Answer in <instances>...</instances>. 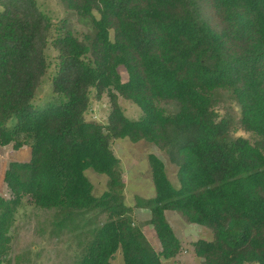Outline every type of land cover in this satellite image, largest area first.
<instances>
[{"label":"trees","instance_id":"16d2710c","mask_svg":"<svg viewBox=\"0 0 264 264\" xmlns=\"http://www.w3.org/2000/svg\"><path fill=\"white\" fill-rule=\"evenodd\" d=\"M61 2L85 29L54 21L37 0H0V155L11 144L32 153L4 170L0 264L27 204L52 212L53 235H70L73 264H115L118 251L124 264L176 258L168 210L213 232L193 243L202 264H264V0ZM50 49L56 69L43 99ZM105 95L107 122L87 120ZM116 139L156 145L180 186L150 153L155 195L128 204ZM88 169L107 176L100 195ZM140 209L159 250L135 221Z\"/></svg>","mask_w":264,"mask_h":264},{"label":"rangeland","instance_id":"374dc122","mask_svg":"<svg viewBox=\"0 0 264 264\" xmlns=\"http://www.w3.org/2000/svg\"><path fill=\"white\" fill-rule=\"evenodd\" d=\"M39 6L54 21H60L68 18V22L76 30L85 29V26L77 21L75 16H69V11L63 6L61 0H37ZM57 52L49 50V59L51 68L46 75L41 87L40 96L45 98L51 92V77L56 69ZM122 77L127 80L128 74L124 67L120 68ZM121 106L125 114L131 119H138L141 115V109L134 103L120 98ZM111 106L109 98L105 95L99 101H93L91 109L87 113V120L99 123H106L110 113ZM113 149L120 158L124 171V181L126 183V199L128 204H135L137 195L144 198H150L155 195L154 182L151 178L148 155L154 153L160 156L166 163V169L171 182L175 186H180L177 177V167L173 165L167 155L156 145L145 141L133 143L127 139H116L113 141ZM21 151V152H20ZM20 151L8 145L2 148L0 155V195L10 198L11 192L4 181V170L9 166L11 160H29L32 156L28 146ZM28 151V152H26ZM20 152V153H19ZM86 174L93 182L94 193L100 195L107 185V176L88 169ZM149 212L138 210L136 223L144 226V232L153 246L157 250L161 249V243L157 237L156 231L149 222ZM167 219L172 225L174 232L181 239L182 250L179 256L174 259L166 260L164 264H202V259L194 252V240L213 239L211 229L185 221L182 216L173 210L166 211ZM52 212L33 205L23 206L17 213L15 224L12 228V242L9 255L5 258L3 264H73L76 252L75 243L72 242L68 233L53 235L51 233L50 221ZM115 264H124V258L121 251L116 254Z\"/></svg>","mask_w":264,"mask_h":264},{"label":"crops","instance_id":"0c3cea01","mask_svg":"<svg viewBox=\"0 0 264 264\" xmlns=\"http://www.w3.org/2000/svg\"><path fill=\"white\" fill-rule=\"evenodd\" d=\"M26 152H28V151H26ZM141 211H144V210H141ZM137 215H138V212H137ZM140 226L143 228V230H144V226H142L141 224H140ZM205 239V238H204ZM206 240H208V239H206ZM194 241H196V240H194ZM179 256V255H178ZM177 256V257H178ZM177 257H176V259H177Z\"/></svg>","mask_w":264,"mask_h":264}]
</instances>
